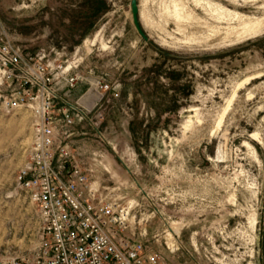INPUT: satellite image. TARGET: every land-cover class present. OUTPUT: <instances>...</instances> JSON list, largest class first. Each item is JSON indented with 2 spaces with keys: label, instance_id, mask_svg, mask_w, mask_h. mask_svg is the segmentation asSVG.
Wrapping results in <instances>:
<instances>
[{
  "label": "rangeland",
  "instance_id": "1",
  "mask_svg": "<svg viewBox=\"0 0 264 264\" xmlns=\"http://www.w3.org/2000/svg\"><path fill=\"white\" fill-rule=\"evenodd\" d=\"M80 37L87 0H0V33L25 53L77 65L83 161L94 184L131 205L132 231L164 264H264V0H130ZM208 3L211 5L209 6ZM213 5L238 13L218 19ZM259 20L255 33H244ZM107 83L110 90L99 88ZM77 94V95H80ZM76 95V96H77ZM96 120V119H95ZM31 115L0 98V254L37 242L33 209L15 189Z\"/></svg>",
  "mask_w": 264,
  "mask_h": 264
},
{
  "label": "built area",
  "instance_id": "2",
  "mask_svg": "<svg viewBox=\"0 0 264 264\" xmlns=\"http://www.w3.org/2000/svg\"><path fill=\"white\" fill-rule=\"evenodd\" d=\"M76 68L43 50L25 54L0 33V98L6 109L24 106L31 115L15 189L33 209L38 238L22 254H0V264H164L132 231L131 205L94 184L70 146L75 121L96 127L103 116L55 104L58 88L79 79ZM99 88L111 86L101 81Z\"/></svg>",
  "mask_w": 264,
  "mask_h": 264
},
{
  "label": "crops",
  "instance_id": "3",
  "mask_svg": "<svg viewBox=\"0 0 264 264\" xmlns=\"http://www.w3.org/2000/svg\"><path fill=\"white\" fill-rule=\"evenodd\" d=\"M80 87H82V86L77 84V82H76L75 86L72 88V90L66 89L65 91H63V93L66 94L67 96L69 95V97L76 98L77 101L81 105L87 106L91 102L92 94H90L89 91H86V92L80 94V92L82 91L80 89ZM77 94H80V95H77ZM57 106H59V104ZM81 128H82V125H80L79 122L75 121L73 126L71 127V131L73 134L70 138L69 143H70V146L75 150L76 154L82 158L81 161H83V159L85 157L84 155H85L86 150H87V148H86L87 145H86L85 141H83V139L79 138V133H80L79 129H81Z\"/></svg>",
  "mask_w": 264,
  "mask_h": 264
},
{
  "label": "bare ground",
  "instance_id": "4",
  "mask_svg": "<svg viewBox=\"0 0 264 264\" xmlns=\"http://www.w3.org/2000/svg\"><path fill=\"white\" fill-rule=\"evenodd\" d=\"M209 6H211L208 3ZM213 12L214 14H216L218 19H227V17H236L238 18V13L233 12L228 10L227 8H223L219 5H213ZM183 5L182 3H179L178 1L176 2L175 0L171 1V9L169 10V13L171 14V16H173L176 20H180L182 18H184L186 15L184 14V10H183ZM260 21L259 20H253V21H249L246 26L245 29L243 30L244 33L247 34H251V33H255L256 31H258V29L260 28Z\"/></svg>",
  "mask_w": 264,
  "mask_h": 264
},
{
  "label": "trees",
  "instance_id": "5",
  "mask_svg": "<svg viewBox=\"0 0 264 264\" xmlns=\"http://www.w3.org/2000/svg\"><path fill=\"white\" fill-rule=\"evenodd\" d=\"M90 3L89 13L82 16L85 21L84 30L80 33V37L84 36L88 29H90L93 24L99 19L102 12L106 11V3L104 0H87Z\"/></svg>",
  "mask_w": 264,
  "mask_h": 264
},
{
  "label": "water",
  "instance_id": "6",
  "mask_svg": "<svg viewBox=\"0 0 264 264\" xmlns=\"http://www.w3.org/2000/svg\"><path fill=\"white\" fill-rule=\"evenodd\" d=\"M130 11H131L132 22H133V25L136 31L144 40H146L147 37L144 31L142 30L139 19H138V5H137L136 0H130Z\"/></svg>",
  "mask_w": 264,
  "mask_h": 264
}]
</instances>
